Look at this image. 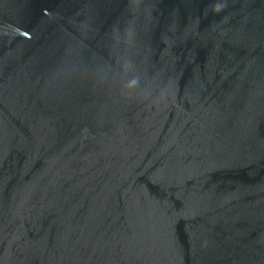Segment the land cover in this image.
Listing matches in <instances>:
<instances>
[{"label":"water","instance_id":"obj_1","mask_svg":"<svg viewBox=\"0 0 264 264\" xmlns=\"http://www.w3.org/2000/svg\"><path fill=\"white\" fill-rule=\"evenodd\" d=\"M0 264H264V0H0Z\"/></svg>","mask_w":264,"mask_h":264}]
</instances>
